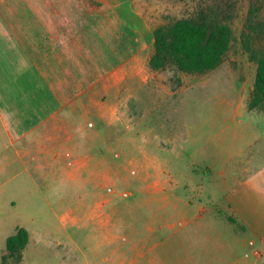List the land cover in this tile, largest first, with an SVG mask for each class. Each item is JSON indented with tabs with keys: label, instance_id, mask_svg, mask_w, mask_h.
Masks as SVG:
<instances>
[{
	"label": "rangeland",
	"instance_id": "1",
	"mask_svg": "<svg viewBox=\"0 0 264 264\" xmlns=\"http://www.w3.org/2000/svg\"><path fill=\"white\" fill-rule=\"evenodd\" d=\"M125 2L122 18L149 41L156 28L204 12L231 25L230 49L206 72L173 63L155 69L158 89L143 83L144 96L111 127L97 120L96 178L49 174L20 183L30 179L22 163L11 179L1 176L0 264L7 237L21 226L30 239L19 264H261L258 246L227 220L224 196L234 174L250 171L264 151V101L250 109L253 53H264V0ZM6 144L1 132L0 152ZM105 169L112 182L101 187ZM15 185L23 197L13 196Z\"/></svg>",
	"mask_w": 264,
	"mask_h": 264
},
{
	"label": "crops",
	"instance_id": "2",
	"mask_svg": "<svg viewBox=\"0 0 264 264\" xmlns=\"http://www.w3.org/2000/svg\"><path fill=\"white\" fill-rule=\"evenodd\" d=\"M125 3L0 0V134L7 139L0 177L11 179L19 163L30 176L20 183L49 174L97 177V120L111 127L130 100L144 96L143 83L150 92L158 89L149 64L154 39L124 21L118 8ZM105 133L109 138L110 128ZM112 177L105 169L100 186ZM232 180L224 196L226 218L258 246L254 255L264 264V151H257L250 171ZM20 190L15 185L13 196L23 197ZM187 226L181 222L179 228Z\"/></svg>",
	"mask_w": 264,
	"mask_h": 264
},
{
	"label": "trees",
	"instance_id": "3",
	"mask_svg": "<svg viewBox=\"0 0 264 264\" xmlns=\"http://www.w3.org/2000/svg\"><path fill=\"white\" fill-rule=\"evenodd\" d=\"M233 30L230 24L208 19L204 12L197 17L181 18L170 25H163L154 31L153 52L149 60L152 69H160L167 63L177 65L183 71L206 72L219 66L230 49ZM258 68L255 80L254 98L250 109L264 101V53L254 51ZM30 233L21 226L8 236L7 253L2 260L23 259V250L28 244ZM15 261V262H16Z\"/></svg>",
	"mask_w": 264,
	"mask_h": 264
}]
</instances>
